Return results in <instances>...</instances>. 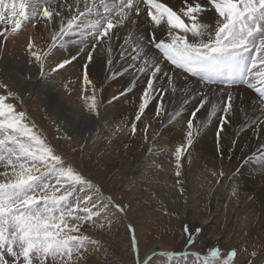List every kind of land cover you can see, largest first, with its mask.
I'll return each mask as SVG.
<instances>
[{
  "label": "snow or ice",
  "instance_id": "snow-or-ice-1",
  "mask_svg": "<svg viewBox=\"0 0 264 264\" xmlns=\"http://www.w3.org/2000/svg\"><path fill=\"white\" fill-rule=\"evenodd\" d=\"M29 21L32 27L43 23L50 37L43 51L37 50L31 39L26 48L28 62L38 67L41 77L64 69L81 54L86 56L83 91L88 92L89 86L92 87L91 94L83 99L86 110L96 117L102 105L88 70L96 57L102 61L106 58L111 70L118 62L114 55L118 52L119 61H124L120 65L123 72L118 69L114 75L134 69L130 73L133 86L141 75L147 77L130 125L132 135L138 130L136 122L141 121L157 97L155 116L161 117L166 105L178 98L177 93L183 96L179 107L168 112L169 122L182 117L185 105L197 102L186 122L183 142L171 152L181 194L184 188L179 178L183 161L186 156L190 161V149L214 118L219 121L217 151L223 156L224 134L237 114L238 86L253 89L259 97L254 101L251 116L241 97L239 112L245 119L240 126L255 125L257 132L264 135V0H183L178 11L165 0H0V52L9 36L20 32ZM70 44L77 46L76 54L45 71L52 51ZM189 78H195L199 89L180 84ZM0 88L7 93L0 94V167L4 169L0 172L3 177L0 179V264H84L86 253L99 250L102 245L84 234L82 226L89 222L96 224L101 217L111 225L113 221L104 214L111 207L115 210L113 216L117 212L127 215L128 205L105 197L98 185L56 152L25 110L18 111L7 102L12 98L22 103L19 94L2 82ZM128 91L131 87L120 95ZM117 99L112 97L113 101ZM202 110L204 118L200 119L197 114ZM124 130L118 126L113 135ZM147 131L145 124L144 132ZM156 150L164 151L156 147L148 151L154 154ZM257 153H264V144L246 162L255 159ZM260 162L264 166V154ZM211 174L223 177L224 172ZM216 182L219 184L220 180ZM164 214L169 215L166 209ZM97 226L104 227L102 223ZM127 229L136 264H149L156 256L171 261L189 255L152 251L145 261H140L135 226L129 223ZM200 232L201 228L193 229L187 223L182 228L187 245H194ZM190 255L202 264H233L237 250L231 249L222 256L220 247L213 246L206 255L198 251ZM250 255L248 264H254L257 253L253 251ZM259 264H264V258Z\"/></svg>",
  "mask_w": 264,
  "mask_h": 264
},
{
  "label": "rangeland",
  "instance_id": "rangeland-1",
  "mask_svg": "<svg viewBox=\"0 0 264 264\" xmlns=\"http://www.w3.org/2000/svg\"><path fill=\"white\" fill-rule=\"evenodd\" d=\"M179 4L178 7H182L183 1H180ZM30 25L18 32L20 33L19 36H23V39L16 40V37L12 35L11 38L9 36V40L15 39L26 51L29 39H31L36 45V49L43 51L44 48L40 47L35 35V33L39 35V32L35 31V28ZM40 32L44 35L46 30L42 28ZM9 40L6 42L8 46L11 45L8 43ZM63 59L65 57L57 51H52L45 63L46 71L51 67H55ZM67 69L68 66L58 71L61 80H64L69 87L81 84L84 88L82 77L76 76ZM5 71L0 62V82L8 84L9 89L18 93L22 98V103L20 100L12 98H9L7 102L14 104L18 111L25 110L46 140L54 146L56 152L65 157L79 172L98 185L105 197H111L121 205H128L127 215L117 212L113 216L112 212L115 210L111 207L104 214L113 221L111 225L108 224L107 219L101 217L97 219L96 224L89 222L82 226L81 231L84 234L100 241L102 245L99 250H91L86 253L84 264H136L137 257L132 249L131 236L127 229L129 223L133 224L136 229L135 234L139 243L140 261H145L151 251L189 253L187 257L177 256L171 261L166 257L156 256L149 264H202L190 253L198 251L201 255H206L207 250L213 246L220 247L222 256H226L229 250L236 249L237 257L234 259L233 264H248L249 259H252L250 254L253 251L257 253L254 264H259L260 259L264 258V189L259 188L254 192H250L248 189H239V187L250 181V174L245 170L242 171L238 164H234L236 163L234 159L230 157L229 159L227 157H224V160L220 159L221 156L217 151L215 141L218 123L212 121L211 125L201 132L190 149V161L187 156L185 157L182 175L179 178L183 182L184 188V192L181 194L179 191L180 186L177 185V178L174 175V157H171V152L179 144L174 141L175 139L168 140L170 145L165 147V151L149 154L148 144L152 145V142H150L147 133H140L135 147L145 149V153L140 155L137 151L127 155V148L119 143L123 131L117 132L115 135L113 133L120 126L125 129L124 132L131 134L130 125L124 119H116V122L112 119H104L100 107L99 117L91 114V118L97 123L96 132L91 137L92 139L83 142L67 130L64 126L65 120H61L59 116L50 112V108H53V102L49 100L44 105L39 97L33 93L34 90H32L33 88L29 83L31 80L29 77L25 76L20 80L16 78L17 75L13 76L9 71ZM89 92L91 94V87H89ZM0 94L6 95L7 93L0 88ZM113 96H117L118 99L113 101ZM126 98L127 95L116 94L111 95L109 101L111 103L125 101L129 103L127 106L132 107V103ZM166 115L164 116L166 117ZM199 118L203 119V116ZM172 123L175 122L163 121L160 125L162 128L164 126L167 129L169 128V132H176V130L168 127ZM127 125L128 127H126ZM227 127H230V133L225 132L226 139L223 142V151L228 149L231 153L242 157L239 152L240 148L237 145L239 131L252 129L256 126L236 127L233 121ZM233 129L237 131H233ZM231 134L232 136L228 137ZM163 136L168 135L164 133L156 137L161 142L165 138ZM231 140L236 142L232 144L230 143ZM165 141H167V138ZM156 146H158V143ZM117 147L118 153H113ZM208 158L215 159L216 163L223 167L214 170L217 173L223 170V177L218 174L213 176L212 171L203 170V167L197 164V162H203V159ZM117 161L123 162V169L115 166ZM245 163L247 164V162ZM157 164L160 165L159 168ZM130 166L132 169H130ZM2 171L4 169L0 167V172ZM185 171L191 175L190 187L187 185ZM228 177L232 179V183H230L232 186H229L219 196L220 209L212 212L214 198H216L215 196H217L220 189H223L222 183ZM0 179H3V177H0ZM218 179L220 180L219 184L216 182ZM240 194L242 195L240 196ZM192 199L196 203L194 208L186 210ZM165 209L169 215L164 214ZM207 217L211 218L207 220L208 222L205 220ZM101 223L104 225L102 228L97 226ZM185 223L193 229L195 227L201 228L194 245H187L183 236L182 228Z\"/></svg>",
  "mask_w": 264,
  "mask_h": 264
},
{
  "label": "bare ground",
  "instance_id": "bare-ground-1",
  "mask_svg": "<svg viewBox=\"0 0 264 264\" xmlns=\"http://www.w3.org/2000/svg\"><path fill=\"white\" fill-rule=\"evenodd\" d=\"M180 1H183V0H165V2L168 3L170 7H173V9L177 11L180 8L178 7L180 5L179 4ZM69 2H71V0H69ZM208 15L210 17L211 13H209ZM30 24H31V21H29L23 28H25L26 26L28 27ZM34 28H35V31L39 32V35L35 33L36 39H38L40 47L41 48L43 47L45 50L47 47V43L50 42L49 33L45 29L43 23H38L36 27ZM42 28L46 30V33H44V35L41 34L40 32ZM19 35L20 33H17L13 35V37H16L15 38L16 40L23 39V36H19ZM145 35H147V32H145ZM158 38H160L159 34H158ZM15 39L9 40L10 42L8 43L11 45L8 46L5 44L4 50L0 52V62H1V65L3 66V70L4 71L6 70L5 72L9 71L11 75L13 76L17 75L16 78L20 80H22L23 77L25 76L29 77L31 79L29 83L31 87L33 88L32 90H34L33 93H35L37 97H39L41 102H43L44 105L47 104L49 100L53 102V108H50V112H53L52 114L59 116L61 120L63 121L65 120L66 123L64 122L65 123L64 126L67 128V130L71 134L73 135L75 134L77 139L79 138L83 142H88L90 139H92L91 137L94 136L96 129H97L96 128L97 123L91 118V114L88 111H86L85 101L83 99L85 95H90V92L89 91L84 92L83 86L81 84H77L72 87H69L65 83L64 80H61V77L59 76L60 75L59 72L49 73L48 75L41 77L38 67L35 64H30L28 62L29 57L27 56L26 51H24L25 50L24 47H21L17 43L18 41H16ZM53 51H57V53H59L63 57L68 58L71 55L76 54L77 46L70 44L65 49H54ZM114 55L117 56L118 62L112 67L111 70L106 64V58L105 60L102 61L100 57H96L94 62L89 65V69H88L89 78L93 81V84L96 88L97 100L102 105L101 110L103 112L104 119H107V120L112 119L113 121H115L116 119H122V120L124 119L127 121L128 125H131V123L134 121L135 114L138 111V104H139L143 89L144 87H146L147 77L141 75L137 83L133 86L131 84V81L133 80V76L130 73L134 72L135 71L134 69H129L128 73L114 75V73H116L118 69L120 70V72H123V69L120 68V65L124 63V61H119L118 52L115 53ZM86 62H87L86 56L81 54L77 60L73 61L72 64L67 65L69 69L67 70L71 71L76 76L83 77V65ZM75 70H76V73H75ZM45 71H46V67H45ZM185 83H187L189 87H192L194 89H199L200 87L199 85L196 84L195 78H189L187 82H185L184 80L180 81L181 85ZM113 86L114 87L117 86V87L114 88ZM89 87H92V86H89ZM129 87H131V91L127 92L126 99L130 100V102L132 103V107L127 106V104L129 103H126L125 101L121 103L114 102V103L108 104L110 100L109 98H111V95L120 94L122 91H125V89ZM165 95L167 96V94ZM235 95H236L237 114L232 118V120L234 121V125L236 127H241L240 125L244 123V119H245L243 114L239 112V108L241 106V97L243 98L242 105L247 110L249 116L253 114L254 101L259 99V97H258V94L255 93L253 89H248L246 86H238V88L235 89ZM177 97L178 98L174 99L172 103L166 105V111L163 114V116L156 117L155 108L159 100V97H157L156 100H153L150 103V106L148 107V109H146V112L142 116L141 121L136 122L138 130L135 133V135H131L130 133H127L124 131L122 132L123 134L120 136L121 138L119 140L120 141L119 143L123 144L127 148L128 150L127 155L130 154L131 152L134 153L137 151L139 152L140 155L145 153L146 151L145 149L135 147L140 137V133H144L145 124L148 125L147 136L149 137L150 142H152V145H153L152 146L149 143L148 149L150 147H156L157 149H163L165 151L166 150L165 147L170 145V141L168 140L175 139L174 141L177 143L183 142V137H184L183 134L186 131L185 121H187L190 118L191 112L197 106L196 101H191L189 104L185 105L184 110L182 112V117L177 118V121H174L175 123L168 125V127H170L172 130H176L177 133L174 131L169 132L170 130L169 128L167 129L166 126L162 128L160 125L161 122L163 121L165 122L169 121V118H168L169 111H175L179 107L180 103L183 100V96L180 93H177ZM202 113H203V110L201 113L197 114V117L199 118L200 116H203ZM165 114H167L166 117L164 116ZM256 115H259V113L257 112ZM213 121H215L216 124L219 123L217 118H214ZM123 122L125 123V121ZM128 125L126 127H128ZM226 131L230 133V127H227ZM233 131H237V130L233 129ZM164 133H166V135L168 136H163L165 138H163L160 142L156 136L160 134H164ZM211 134L214 136L213 133ZM239 134L240 135L237 138V145L240 148L239 152L242 155V157H239L238 155L233 154L228 149H226L225 151H223L224 153L223 156L221 158L219 156V158L222 160L225 159L224 157H227L228 159L229 157L231 159H234L236 162L234 164L236 165L238 164L242 171L245 170L250 174V181H248L246 184L239 187L240 190L248 189L250 190V192L251 191L254 192V191H257L259 188L264 189V166H262L260 162V156L264 153H257L255 160H251V162H247V164L245 163L247 161V158L252 153L257 152V149L260 147L261 144H264V135L258 133L256 130V127L252 129H248V130L239 131ZM231 136L232 134L229 135L228 137H231ZM166 138L168 142L165 141ZM225 139H226V136H225ZM215 141H216V138H215ZM117 142H118V139H117ZM157 143H158V146H156ZM118 147L114 149L113 153H118L119 151ZM158 152H160V150L155 151V153H158ZM69 159L73 161L72 158L69 157ZM211 159L209 158L203 159V162H197V164L200 167H203V170L214 171L217 169L218 170L221 169L222 166H219L216 163L215 159L213 158ZM123 165L124 164L121 161L120 162L117 161V163L115 164V166L118 167L119 169H123ZM130 169H132L131 166H130ZM185 173H186L187 185L190 187L191 175L187 171H185ZM230 183H232V179H230L229 177L222 183L223 189H220L217 196H215L216 198H214V203L212 205V212H214L215 210L218 211V209H220V197L219 196L229 186H232V184ZM241 195L242 194H240V196ZM195 204L196 203L194 199L190 200V203L186 210H192ZM210 219H211L210 217L205 218L206 222H208L207 220H210Z\"/></svg>",
  "mask_w": 264,
  "mask_h": 264
}]
</instances>
